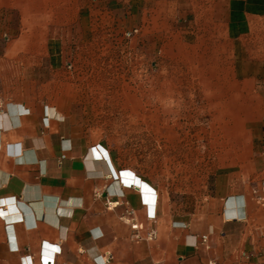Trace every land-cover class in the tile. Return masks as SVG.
Masks as SVG:
<instances>
[{
	"label": "crops",
	"instance_id": "obj_1",
	"mask_svg": "<svg viewBox=\"0 0 264 264\" xmlns=\"http://www.w3.org/2000/svg\"><path fill=\"white\" fill-rule=\"evenodd\" d=\"M139 4V23L211 27L138 37L160 95L211 119L203 157L181 159L195 172L145 178L81 127L65 79L44 76L91 45L74 0H0V264H264V0ZM128 210L154 240L131 239Z\"/></svg>",
	"mask_w": 264,
	"mask_h": 264
},
{
	"label": "rangeland",
	"instance_id": "obj_2",
	"mask_svg": "<svg viewBox=\"0 0 264 264\" xmlns=\"http://www.w3.org/2000/svg\"><path fill=\"white\" fill-rule=\"evenodd\" d=\"M74 1L81 25L91 34V45L86 52L67 55L60 69L50 68L44 76L65 79L68 84L62 88L77 100L81 127L145 178L164 187L167 181L178 182L184 170L185 174L195 172V166L187 172L181 159L203 157L197 143L211 119L198 113L195 101H173L160 95L155 77L161 69L155 54L153 58L146 54L147 44H138V37L148 31L211 27L192 18L139 23L138 12L144 8L139 0ZM134 28L138 31L127 37L125 32ZM155 40L154 50L159 54L164 38Z\"/></svg>",
	"mask_w": 264,
	"mask_h": 264
},
{
	"label": "built area",
	"instance_id": "obj_3",
	"mask_svg": "<svg viewBox=\"0 0 264 264\" xmlns=\"http://www.w3.org/2000/svg\"><path fill=\"white\" fill-rule=\"evenodd\" d=\"M137 31H138V29L134 28L131 31H126L125 35L127 37H129L132 34L136 33ZM71 65H72L71 63H68V67L69 68L71 67ZM2 107H3V102H2V99L0 98V111L2 110ZM117 204H118L117 200H111L109 198L105 199V205H106V208H108V209L113 208ZM148 217L150 219H154V214H149ZM120 218L130 225L131 230H132L131 235H130L131 239L136 240V241H138V240L151 241V240L156 238L157 230H156L155 226H153V225L151 227H149L144 234H142L140 232V229L142 227L137 222V220L135 219L134 213H133L132 210H128L126 212V214L120 216ZM200 243H202L205 246H207V236H202L200 238ZM111 258H112L111 254H107L106 257H104L103 260L101 261V264H105V263L109 262L111 260ZM209 264H214V263L210 262Z\"/></svg>",
	"mask_w": 264,
	"mask_h": 264
},
{
	"label": "bare ground",
	"instance_id": "obj_4",
	"mask_svg": "<svg viewBox=\"0 0 264 264\" xmlns=\"http://www.w3.org/2000/svg\"><path fill=\"white\" fill-rule=\"evenodd\" d=\"M1 113V112H0ZM15 217V216H14Z\"/></svg>",
	"mask_w": 264,
	"mask_h": 264
}]
</instances>
